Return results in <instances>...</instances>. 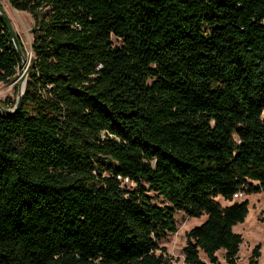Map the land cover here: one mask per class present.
Segmentation results:
<instances>
[{"label": "trees", "instance_id": "obj_1", "mask_svg": "<svg viewBox=\"0 0 264 264\" xmlns=\"http://www.w3.org/2000/svg\"><path fill=\"white\" fill-rule=\"evenodd\" d=\"M7 2L33 26L0 113V264H170L176 212L206 217L184 264H237L233 198L264 189V0ZM20 68L0 18V83Z\"/></svg>", "mask_w": 264, "mask_h": 264}, {"label": "rangeland", "instance_id": "obj_2", "mask_svg": "<svg viewBox=\"0 0 264 264\" xmlns=\"http://www.w3.org/2000/svg\"><path fill=\"white\" fill-rule=\"evenodd\" d=\"M2 10L6 13L14 35L21 42L23 48V62L28 65L32 57L31 52V33L33 26V18L27 12L16 11L8 4L7 0H2L0 3ZM116 46L120 45L118 40L113 39ZM24 64L21 63V68L17 71V78L7 84L0 83V102L13 103L15 105L17 97L23 90L24 85ZM13 105V106H14ZM13 108V107H12ZM9 108V109H12ZM126 188H132L134 185L123 182ZM152 197V202L157 205H162L163 200L157 194L148 192ZM221 206L230 205V202L224 201L222 198L216 199ZM247 201L248 214L242 223L233 227V232L240 235L242 242L239 245L237 254V264H248L251 251L255 246H259L260 256L257 264H264V189L258 193L246 194L245 192L237 194L233 198V202ZM205 216L200 218H190L183 212H176L174 220L176 231L163 236L157 241L160 248L164 249V255L169 260L170 264H184L183 248L186 244V233L193 227L198 226L205 220ZM218 264H225L224 251L220 250L216 253ZM199 258L204 262H208L205 255L199 253Z\"/></svg>", "mask_w": 264, "mask_h": 264}, {"label": "water", "instance_id": "obj_3", "mask_svg": "<svg viewBox=\"0 0 264 264\" xmlns=\"http://www.w3.org/2000/svg\"><path fill=\"white\" fill-rule=\"evenodd\" d=\"M0 18L1 20L3 21L4 25L6 26V29L8 30L9 34L11 35V38H12V41H13V44L17 50V53L20 57V60H21V63L24 64L22 58H23V53L18 45V42H17V38L15 37L14 35V32H13V29L11 27V23L9 22V19L6 15V13L2 10V8H0ZM29 65V64H28ZM28 65L24 64V72H23V77H24V85H23V90L22 92L19 93L18 97H17V100H16V103L15 105L13 106L12 109H5L3 108L1 105H0V113L1 114H13L20 106L21 104V100H22V95L24 93V89H25V78L27 76V67ZM16 81V80H15Z\"/></svg>", "mask_w": 264, "mask_h": 264}, {"label": "built area", "instance_id": "obj_4", "mask_svg": "<svg viewBox=\"0 0 264 264\" xmlns=\"http://www.w3.org/2000/svg\"><path fill=\"white\" fill-rule=\"evenodd\" d=\"M239 194H241V193H239Z\"/></svg>", "mask_w": 264, "mask_h": 264}]
</instances>
